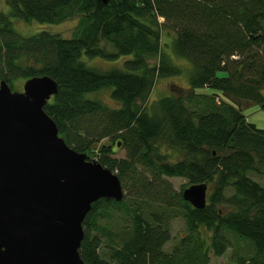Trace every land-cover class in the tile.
Segmentation results:
<instances>
[{
	"label": "trees",
	"instance_id": "trees-1",
	"mask_svg": "<svg viewBox=\"0 0 264 264\" xmlns=\"http://www.w3.org/2000/svg\"><path fill=\"white\" fill-rule=\"evenodd\" d=\"M6 1L0 79L9 87L17 77L54 79L56 91L42 107L58 134L76 151L96 148L95 159L132 191L129 198L90 203L81 220L82 260L208 264L209 249L218 255L229 246V231L250 244L248 253L233 254L234 264H264V186L247 174L264 175V128L219 95L264 107V0ZM73 12L79 16L69 36L47 29L22 35L9 18L57 22ZM162 33L168 50L160 45ZM121 55L120 65L107 68L86 62ZM172 56L187 61V90L147 102L157 77L182 71ZM101 87H110L116 106L86 95ZM102 137L109 142L99 143ZM111 140L125 148L124 156L111 155ZM163 147L179 156L167 158L171 152ZM163 176L205 181L211 185L205 204L193 207L180 196L183 186L173 190ZM176 213L186 232L165 250Z\"/></svg>",
	"mask_w": 264,
	"mask_h": 264
},
{
	"label": "water",
	"instance_id": "water-1",
	"mask_svg": "<svg viewBox=\"0 0 264 264\" xmlns=\"http://www.w3.org/2000/svg\"><path fill=\"white\" fill-rule=\"evenodd\" d=\"M56 87L45 73L20 90L0 79V264H86L78 247L90 203L123 196L113 170L58 134L42 107ZM206 187L189 183L180 196L202 207Z\"/></svg>",
	"mask_w": 264,
	"mask_h": 264
},
{
	"label": "rangeland",
	"instance_id": "rangeland-1",
	"mask_svg": "<svg viewBox=\"0 0 264 264\" xmlns=\"http://www.w3.org/2000/svg\"><path fill=\"white\" fill-rule=\"evenodd\" d=\"M8 8L9 6L7 4V1L0 0V10L7 13ZM78 16L79 13L73 12L72 14L64 17L63 19L57 22H40L34 19L24 20L16 16H9V18L13 28L22 35L33 33L39 29H47L52 32H57L62 36H69L72 33V29L74 28L78 20ZM165 42L168 43L169 38L168 36L162 33L160 36V45L165 50H168L169 47L165 45ZM101 45H103L106 49H111V47L108 44H105L104 41H101ZM122 58H123L122 55L115 59H107L100 56H93L90 58H86V62L98 68H107L111 65H120ZM155 61H156V57L154 56L148 59L149 63H154ZM173 62L180 64L183 68L182 71L179 74H175L171 76L157 77L150 90V93L147 98V102H153V100L164 94H179V93H184V91L187 90L186 88L187 61L184 58L175 56L173 57ZM23 80L24 78L22 77H17L13 79L12 81L13 83L12 86H10V88L20 90ZM109 89L110 87H101L99 89L89 91L86 95L89 97L98 98L109 106H116L117 102L110 97ZM198 90H203L206 92H212V91L219 92L218 90L212 88H198ZM262 93L264 96V89L262 90ZM219 95L223 100L237 107L240 110V112L244 114L245 118L249 122L253 123L256 127L264 128V107H261L258 103L249 100L248 101L243 99L234 100L221 92H219ZM220 97L218 98L220 99ZM113 141L114 140H111L112 149H113L111 155L117 157L124 156L125 148L123 146H119L120 143L119 141L118 144H114ZM101 142H109L108 137L100 138L99 143ZM96 151L97 149L95 148L94 152L86 154V157L88 159L95 158ZM163 151L171 152V155L167 154V158L173 159L174 157L179 156L178 151L174 149L172 150L163 147ZM173 154L174 156L172 157ZM247 174L252 179L257 181L259 184L264 186L263 174L254 171H247ZM163 178L167 180V182L169 183V185L173 190H179L182 186L187 185V179L182 176H163ZM122 190H123V195L129 198L132 191H128L127 188H124ZM210 191H211V185H208L207 193H209ZM225 192L229 193L230 188H227ZM149 208L151 207L149 206ZM119 217L123 218V216H119ZM168 221H169L168 222L169 237L162 245V248L165 250H168L171 247V245L177 241L178 237L186 232L183 217L179 213H176L173 216H171ZM226 235L229 239V246H227L226 249L221 254L218 255L213 254L212 251L209 249L208 264H234L233 254L235 252L243 253V254L249 252L250 244L246 240L237 237L234 233L229 231H226ZM99 250L101 251L102 248L100 247Z\"/></svg>",
	"mask_w": 264,
	"mask_h": 264
}]
</instances>
